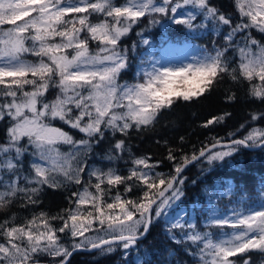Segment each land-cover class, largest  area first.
Here are the masks:
<instances>
[{
	"label": "snow or ice",
	"instance_id": "obj_1",
	"mask_svg": "<svg viewBox=\"0 0 264 264\" xmlns=\"http://www.w3.org/2000/svg\"><path fill=\"white\" fill-rule=\"evenodd\" d=\"M232 6L238 20L212 0H124L119 5L114 0H0V123H4L0 209L16 199H23L22 207L36 206L45 187L81 185V173L86 171L81 156L91 153L107 133L115 137L117 133L127 136L130 129L146 130L176 101L202 98L225 78L241 85L246 82V99L264 105V43L252 33L255 29L264 34V0H232ZM93 15L104 19L93 23ZM144 19L149 26L166 20L189 34L210 30L223 43L217 46L214 41L211 51L197 47L187 62L178 64L162 62L150 51L140 56L136 42L131 49L120 45ZM143 31L136 35L142 37ZM92 42L97 45L94 52ZM139 45L150 46V41L141 38ZM26 54L37 59H25ZM133 57L139 61L135 82L120 83L118 78L131 67ZM51 88L58 91L48 100ZM236 99L234 92L225 96L228 102ZM230 116L224 112L201 126L223 123ZM57 121L82 138L75 139ZM260 122L264 111L251 112L240 125L246 129L242 138H234L236 133H229L227 141L213 137L191 155L178 158L169 148L171 173L156 171L159 162H151L149 156H130L127 176L112 168H92L82 190L68 198L69 208L52 216L34 213L22 224L15 223V216L0 222V264H40L41 256L51 257L53 264H69L78 250L105 256L119 249L126 260L161 218L166 238L197 258V264H239L235 258L251 251L264 253V187L258 203L245 205L249 197L241 195V204L229 201L223 208L216 201L233 196L232 186L222 191L205 188L208 206L201 209L203 231L193 218L195 205L193 216L183 210L173 212L185 195L184 170L193 162L212 167L242 147L264 148V127L256 126ZM62 145L68 151H62ZM125 151L130 153L126 141L115 139L104 158L120 159ZM120 184L125 185V193L139 187L141 195L125 199L117 192L107 202L108 191ZM53 221H59V227ZM89 232L93 235L86 236ZM58 234L72 238L70 248ZM165 251L168 257L175 254ZM136 264L153 262L145 259ZM243 264H251V258L243 259Z\"/></svg>",
	"mask_w": 264,
	"mask_h": 264
},
{
	"label": "trees",
	"instance_id": "obj_2",
	"mask_svg": "<svg viewBox=\"0 0 264 264\" xmlns=\"http://www.w3.org/2000/svg\"><path fill=\"white\" fill-rule=\"evenodd\" d=\"M123 2L124 0H114L117 5ZM212 2L221 7L222 11L234 13L236 20L239 19L232 6V0H212ZM156 18L161 19L159 16ZM102 19H104L103 16L93 15L91 17L92 21ZM8 26L5 25L3 27ZM210 28L211 26H209ZM142 29L144 30L143 36L138 37L136 33L141 32ZM252 33L257 40L264 43V34L257 32L255 29L252 30ZM141 38L148 39L150 46H140L139 41ZM214 41L217 46L223 43L222 39L212 34L210 30L189 34L183 26L171 24L166 20H162L161 23L154 26H149L148 20L144 19L139 27L134 26L133 30L122 38L120 46L131 49L133 42H136L138 44L137 52L141 56L144 51H149L150 49L157 52L161 46L163 47L167 43L189 42L202 47L212 48ZM151 45L154 47H151ZM96 47V43L92 42L90 48L93 52ZM25 58L34 59L35 57L26 54ZM138 63L139 61L135 57L131 59V67L118 78L120 83L125 81L129 83L135 82ZM2 87L0 86V88ZM26 88L30 90L31 86H26ZM246 90V82L241 85L225 78L202 98L192 102L176 101L170 109L163 110L158 116L156 123L146 130L137 131L130 129L127 136H121L117 133L115 137L111 133H107L106 139L99 145H95L91 154L104 157V155L108 154L109 146L114 143L115 139H124L130 153L129 151L121 153L122 158L116 159L112 164L118 174L122 176L129 174L128 169L131 167L130 156H149L151 157V162H159L158 167L155 169L156 171L165 174L171 173L173 172V162L167 159L169 148L175 150V154L179 158L183 153L191 155L194 149L198 151L202 145L210 144L213 137L223 138L224 141H227L230 139L229 133H236L234 137L236 139H240L246 134V129H240V125L245 124L249 120L251 112L264 111V105L258 101L246 99ZM54 91L55 88H51L46 94L48 100L54 97ZM230 92H234L237 97L234 102L225 100V96ZM224 112L231 113V116L223 123L209 125L207 128L201 126L208 119L213 116H219ZM55 123L57 126L64 127L65 131H69L75 139L82 138L76 130L68 129L58 121ZM256 126L264 127V122H260ZM237 129L240 130L237 131ZM3 133L4 123H0V139H2ZM180 137H184L183 142ZM165 141H167V145H165ZM100 163L102 165L106 164L104 159ZM202 169H207V171L201 174ZM183 176L187 178L184 186L185 195L178 202L176 209L183 210L189 216H193L195 205L193 218L199 222V228L203 231L205 228L201 219V209L208 206V196L204 191L205 188H219L222 191L223 188L229 185L232 186L233 196H224L221 200L216 201L221 208L229 204V201H233L237 205L241 204L239 200L241 195L249 197V200L244 202L245 205L260 201V190L264 187V148L260 147L252 150L242 147L238 153H234L232 157L226 158L224 161L216 162L212 167H209L206 162L191 164L184 170ZM81 177V185L70 184L55 190L45 187L39 196L41 202L36 206L28 205L27 207H22L23 199H16L10 207L0 209V222L15 216V223L22 224L26 219H30L34 213L43 211L52 216L61 212L62 209L69 208L68 198L72 192L81 191L83 184H86L89 180L85 173H81ZM92 179L95 182V178ZM193 181H196V183L193 184ZM127 183L132 184L133 181H128ZM103 187L108 189L109 186L105 184ZM124 189V184L111 187L105 196L106 201L111 203L117 192L125 199H137L141 195L139 187H133L132 191L128 193H125ZM89 190L95 193L94 188L90 187ZM71 207H75V205H71ZM86 207L90 208L91 206L88 205ZM53 224L59 227L60 222L53 221ZM164 226L165 220L161 218L150 229L139 250L130 251L126 260L123 257L122 250L119 249L105 256H101L96 252L78 250L70 257L69 264H136L137 260L143 261L145 259L151 260L153 264H160L161 261L167 260H171L172 264H197V258L188 255L182 248L173 245L166 238ZM58 235L61 236V242L70 248L72 238L63 234ZM166 249L174 251V256L168 257ZM153 253L156 255H153ZM248 257L251 258V264H264V253L258 251H251L241 258L235 259H239V264H243V259ZM39 259L42 264H53L51 257L41 256Z\"/></svg>",
	"mask_w": 264,
	"mask_h": 264
},
{
	"label": "rangeland",
	"instance_id": "obj_3",
	"mask_svg": "<svg viewBox=\"0 0 264 264\" xmlns=\"http://www.w3.org/2000/svg\"><path fill=\"white\" fill-rule=\"evenodd\" d=\"M92 22L96 23L98 21H92ZM8 27H10V26H8ZM8 27H5V28H8ZM151 47H154V46L151 45ZM197 47L205 48V49H208L209 51H211L210 49L213 48V47L212 48L202 47L201 45L192 44L189 42H182V43H167V44H165V46H163V47L161 46L160 50L158 49L159 51L157 50V52L154 51L153 49H150L149 51L151 52V54L153 55L154 58L161 59L162 62L167 61V62H171L173 64H178L181 62H187V60L191 57V55L194 54ZM149 51H144L141 56L145 55ZM25 59H28V58H25ZM36 59L37 58L35 57L34 59H28V60H36ZM57 91H58V89H55V91L53 93L54 97L52 99L55 98ZM52 99H50V100H52ZM80 135L82 136V134H80ZM61 150L62 151H68V146L62 145ZM106 155H104V157ZM104 157H100L97 154L94 156L91 153H89L87 156H81V161H83L85 163V167H86V171L84 173L88 176L87 172L89 170H91L92 168H99V169H102L104 171H107L109 168L114 169V167H113L114 165H112V164L115 162L116 159L109 161V160L105 159ZM100 159L101 160L104 159L106 164L102 165L100 163V161H101ZM98 160H100V161H98ZM87 179H89V177ZM179 211H181V210L180 209L177 210L176 208L174 209V213L179 212ZM85 235L90 236V235H93V233L89 232V233H85Z\"/></svg>",
	"mask_w": 264,
	"mask_h": 264
},
{
	"label": "water",
	"instance_id": "obj_4",
	"mask_svg": "<svg viewBox=\"0 0 264 264\" xmlns=\"http://www.w3.org/2000/svg\"><path fill=\"white\" fill-rule=\"evenodd\" d=\"M260 147H257V148H249V149H252V150H255V149H259ZM196 163V162H193V164ZM84 251V250H83ZM85 252H89V251H85ZM42 264V263H40Z\"/></svg>",
	"mask_w": 264,
	"mask_h": 264
}]
</instances>
